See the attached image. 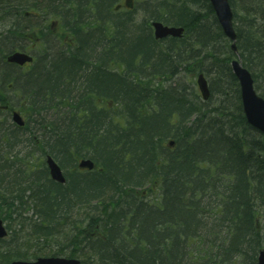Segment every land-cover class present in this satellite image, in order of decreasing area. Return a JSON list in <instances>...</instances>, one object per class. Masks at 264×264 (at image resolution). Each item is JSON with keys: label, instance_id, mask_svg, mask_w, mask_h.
<instances>
[{"label": "trees", "instance_id": "16d2710c", "mask_svg": "<svg viewBox=\"0 0 264 264\" xmlns=\"http://www.w3.org/2000/svg\"><path fill=\"white\" fill-rule=\"evenodd\" d=\"M120 1L0 0V218L9 231L0 264L40 255L258 264L264 136L243 111L231 43L210 1L132 0L126 9ZM229 2L240 55L264 97V0ZM153 20L185 31L156 39ZM15 49L34 50V64L6 66ZM12 110L24 126L7 123ZM47 155L64 170L84 157L95 165H77L60 183Z\"/></svg>", "mask_w": 264, "mask_h": 264}, {"label": "water", "instance_id": "95a60500", "mask_svg": "<svg viewBox=\"0 0 264 264\" xmlns=\"http://www.w3.org/2000/svg\"><path fill=\"white\" fill-rule=\"evenodd\" d=\"M217 17L218 23L227 38L231 40V49L237 50V33L234 26V13L229 0H209ZM132 6V2H130ZM154 34L157 39H164L168 36L181 37L185 31L182 26L169 25L162 21H155L152 23ZM34 57L26 51H15L8 57L9 62L19 65H24L27 62H32ZM231 67L236 75L241 91L242 108L246 115L248 122L261 131L264 135V97L259 95L255 88V80L252 72L244 67L240 61L232 60ZM197 85L203 99L210 97V88L207 77L204 73L197 76ZM13 120L19 124L24 125V119L19 112L13 113ZM174 142L171 141V145ZM46 163L49 168L52 179L57 182L65 183L64 172L61 165L52 157L48 155ZM94 163L87 158L79 162V166L84 169H93ZM8 230L0 219V238L7 236ZM8 264H81V261L76 258L62 257V256H40L35 260H14ZM258 264H264V250L260 251L258 257Z\"/></svg>", "mask_w": 264, "mask_h": 264}, {"label": "bare ground", "instance_id": "6f19581e", "mask_svg": "<svg viewBox=\"0 0 264 264\" xmlns=\"http://www.w3.org/2000/svg\"><path fill=\"white\" fill-rule=\"evenodd\" d=\"M103 6H104V8L107 7V3H105ZM155 21H160V20H153V21H151V24H152L153 22H155ZM162 22H163V21H162ZM60 50H61L60 48L57 49V52H58V53H61ZM232 53H233V59H232V60L235 59V60L240 61L241 64H242L244 67H246L247 69H249L246 65H244V63H243V59H242V57H241V55H240V50H239L238 47H237V50H236V51L232 50ZM49 60H50V59H49L48 57H46L45 61L48 62ZM232 60H231V62H232ZM231 62H230V64H231ZM58 68H59V67H58ZM4 69H6V68H4ZM59 71L62 72L63 70H59ZM197 87H198V85H197ZM198 89H199V87H198ZM62 111H63V106H62L61 104H56L55 109L52 110V113H53L54 115H60V114H62ZM9 121H12V119H11V118L8 119V121H7L8 124H10ZM12 122H13V121H12ZM24 122H25V120H24ZM26 146H27V145H25V144H21L19 147H17V149H22V152H24L25 150H27V147H26ZM17 149H16V148H13L12 151H13L14 153H16ZM47 156H48V155H47ZM47 156L44 157V160H46ZM84 158H87L88 160H91L93 163H95L94 159H92L91 157H84ZM84 158H79L76 162H74V163H70V164L65 168V170H64V169L62 168V166H61V168H62V170H63V172H64V176H65V178H66L65 183H66V181H67V179H68L69 174L72 173L73 171H75V168H76L77 165H78L79 168H81V167L79 166V162L82 161ZM57 162H58V161H57ZM58 163H59V162H58ZM50 175H51V174H50ZM51 178H52V177H51ZM0 219H2V218H0ZM2 220H3V219H2ZM3 222L6 224V222H5L4 220H3Z\"/></svg>", "mask_w": 264, "mask_h": 264}, {"label": "flooded vegetation", "instance_id": "af4514ba", "mask_svg": "<svg viewBox=\"0 0 264 264\" xmlns=\"http://www.w3.org/2000/svg\"><path fill=\"white\" fill-rule=\"evenodd\" d=\"M17 49H15V50H13V51H10V52H8L7 54H6V56L4 57V59H3V62L5 63V65L6 66H8V67H12V68H15V67H18V68H30L33 64H34V62H32V63H30V62H27L26 64H24L23 66H21V65H18V64H16V63H13V62H9L8 61V57L10 56V54L11 53H13L14 51H16ZM25 50V49H24ZM31 51H33L34 52V50H31ZM29 52L30 54H32L33 55V52ZM1 64V63H0ZM8 109H10L9 107H8Z\"/></svg>", "mask_w": 264, "mask_h": 264}, {"label": "rangeland", "instance_id": "374dc122", "mask_svg": "<svg viewBox=\"0 0 264 264\" xmlns=\"http://www.w3.org/2000/svg\"><path fill=\"white\" fill-rule=\"evenodd\" d=\"M124 2H125L124 0H121L120 1V3L123 4L122 7L124 9H126L127 7L124 5ZM5 26L6 25H5V22L4 21L0 22V32H3ZM182 76H184V74ZM196 85H197V83H196ZM260 85H261L262 88L264 87V81L263 80L260 82ZM14 104H15V102H14ZM15 227L18 228V229L20 228L19 225H16ZM40 256H45V255H40Z\"/></svg>", "mask_w": 264, "mask_h": 264}]
</instances>
